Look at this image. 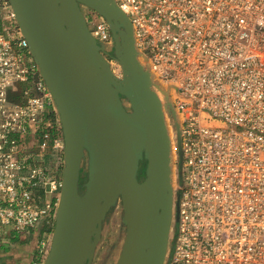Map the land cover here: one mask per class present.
<instances>
[{"label": "built area", "instance_id": "built-area-1", "mask_svg": "<svg viewBox=\"0 0 264 264\" xmlns=\"http://www.w3.org/2000/svg\"><path fill=\"white\" fill-rule=\"evenodd\" d=\"M180 128L165 264H264V0H115ZM90 15L98 41L107 21ZM54 101L10 0H0V235L49 216ZM41 245H45L41 241Z\"/></svg>", "mask_w": 264, "mask_h": 264}, {"label": "water", "instance_id": "water-1", "mask_svg": "<svg viewBox=\"0 0 264 264\" xmlns=\"http://www.w3.org/2000/svg\"><path fill=\"white\" fill-rule=\"evenodd\" d=\"M10 2L51 92L64 139L60 195L42 264H90L103 220L118 200L126 233L116 264H165L174 220L176 142L155 90L159 85L138 58L132 22L113 0ZM82 5L107 21L126 77H115ZM167 101L180 143L178 118Z\"/></svg>", "mask_w": 264, "mask_h": 264}, {"label": "rangeland", "instance_id": "rangeland-1", "mask_svg": "<svg viewBox=\"0 0 264 264\" xmlns=\"http://www.w3.org/2000/svg\"><path fill=\"white\" fill-rule=\"evenodd\" d=\"M113 1L115 2V0ZM82 9L89 22L90 20L89 13L91 8L87 7L86 5H82ZM89 26L91 28L90 23ZM99 42L103 46V53L107 58L108 65L113 70L115 77L117 79H122L126 77L127 76L126 70L122 66L121 62L115 56V47L116 45H118L119 42L112 36L111 31H109L106 39H101L99 40ZM138 58L142 66L146 70L150 71L147 59L143 57V55H141ZM155 90L159 98L161 99L165 116L167 122L169 123V129L173 142L174 141L177 142L178 136L176 133L174 119L172 117V114L170 113L169 104L167 101V99L169 98V94L167 90L162 88L160 85L159 86L155 85ZM123 103L128 110H131V105L125 97H123ZM174 147H173V151H174ZM145 167H146V161L144 160L142 161L140 170L138 171V177L140 179L144 177ZM86 180H87V159L83 163L81 176H80L79 189L81 192L84 190V183ZM54 216H56V214ZM54 223H55V217H54ZM125 233H126V225L124 222L123 205L121 200H118L117 203L109 210V212L107 213L106 217L103 220L101 230L96 237L97 243L90 264H116L125 238Z\"/></svg>", "mask_w": 264, "mask_h": 264}, {"label": "crops", "instance_id": "crops-1", "mask_svg": "<svg viewBox=\"0 0 264 264\" xmlns=\"http://www.w3.org/2000/svg\"><path fill=\"white\" fill-rule=\"evenodd\" d=\"M92 14H95L94 10ZM46 168L49 176L60 183L64 170V151L56 154L49 152L46 156ZM39 193L44 202H52L49 216L41 218L34 229L24 233L10 232L9 235H0V264H42L44 261L51 243L60 186L51 189L45 185L40 188ZM41 241H44L45 245H41Z\"/></svg>", "mask_w": 264, "mask_h": 264}, {"label": "bare ground", "instance_id": "bare-ground-1", "mask_svg": "<svg viewBox=\"0 0 264 264\" xmlns=\"http://www.w3.org/2000/svg\"><path fill=\"white\" fill-rule=\"evenodd\" d=\"M124 35V34H123ZM140 54V53H139ZM141 55H138V57H140ZM144 57V56H143ZM144 60V59H143ZM150 72V71H149ZM151 73V72H150ZM152 81H153V83L155 84V83H157L156 82V80H154L153 78H152Z\"/></svg>", "mask_w": 264, "mask_h": 264}, {"label": "flooded vegetation", "instance_id": "flooded-vegetation-1", "mask_svg": "<svg viewBox=\"0 0 264 264\" xmlns=\"http://www.w3.org/2000/svg\"><path fill=\"white\" fill-rule=\"evenodd\" d=\"M144 161V160H143ZM142 163V162H141ZM141 163H140V167H141ZM139 170H140V168H139Z\"/></svg>", "mask_w": 264, "mask_h": 264}]
</instances>
